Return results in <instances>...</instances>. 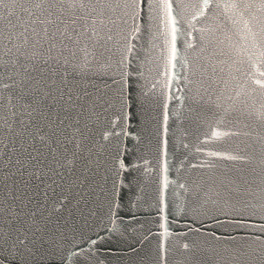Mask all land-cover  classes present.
<instances>
[{
    "label": "water",
    "instance_id": "water-1",
    "mask_svg": "<svg viewBox=\"0 0 264 264\" xmlns=\"http://www.w3.org/2000/svg\"><path fill=\"white\" fill-rule=\"evenodd\" d=\"M203 2L182 0L175 69L167 0L110 57L47 64L13 47L29 0L0 2V264H264V9Z\"/></svg>",
    "mask_w": 264,
    "mask_h": 264
},
{
    "label": "snow or ice",
    "instance_id": "snow-or-ice-1",
    "mask_svg": "<svg viewBox=\"0 0 264 264\" xmlns=\"http://www.w3.org/2000/svg\"><path fill=\"white\" fill-rule=\"evenodd\" d=\"M243 2L244 0H239V3ZM29 3L32 5V8H25V11L28 12L30 17H33L31 20V25H33L31 27V36L26 34L28 29H25V32L21 33V36H23V45L18 46L13 44V47L19 51L21 46H28L29 44L32 49L44 48L47 45L48 56L43 59L45 64L49 60H54L59 63L60 58H63L65 63H68L70 57L75 58L77 56V51L83 53L86 60L88 57L95 59L97 53L110 57L114 54V46L110 45V42L113 40V35H111L113 30L115 29L117 34H119L123 30L122 25L127 24V18L129 16H131L135 23L140 13L144 12L146 8L152 7L151 0H29ZM181 3L182 0H167L166 4L157 5L158 7L166 8L170 18L172 39L170 62L172 69H175L176 64L181 59L177 54L178 50L176 47L178 38L183 35V28L181 26ZM239 3L233 2L226 6L238 8ZM212 6V0H204L202 8L206 10ZM252 7L264 9V0H260L258 6L253 3L244 4L245 10L251 9ZM66 12L72 15V19L67 24L64 21ZM201 15H203V10L201 11ZM77 20H83L85 23L77 27ZM57 23L64 25V27L61 28L58 26L56 30L50 31L48 25ZM35 25L42 27L38 29ZM69 27L71 28L70 31ZM105 29L108 33L106 39L101 34ZM136 31L139 32V27L136 28ZM196 31L199 32L200 30L197 29ZM7 39L9 42L12 40L10 36ZM199 39L200 41L204 40L203 37ZM4 40L3 30L0 29V47L6 48L8 52H11L12 48H9L4 43ZM57 40H59V45L57 44ZM66 41H70L71 44ZM101 41L104 42L101 43ZM187 47L193 48L194 45L189 42L187 43ZM131 50L129 47L128 51L130 52ZM53 51L57 55H52ZM32 58H37V52H33ZM3 67L4 65L0 64V69H3ZM5 87H10V85H5ZM36 89L37 91L42 90L39 81H36ZM59 91L61 94L63 93V89ZM47 94L51 93L49 92ZM229 134V132L222 130H214L211 133V138L219 140ZM209 155L221 156L217 152H210ZM221 158L233 160L247 159L232 154L224 155ZM261 207H264V205H261ZM261 219L264 220V217H261ZM254 227L264 232V224L254 225ZM184 248L187 249L188 245L185 244Z\"/></svg>",
    "mask_w": 264,
    "mask_h": 264
}]
</instances>
